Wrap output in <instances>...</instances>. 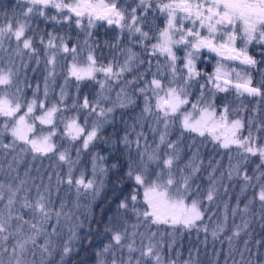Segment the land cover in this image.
Returning <instances> with one entry per match:
<instances>
[{
  "label": "snow or ice",
  "instance_id": "6c2138e0",
  "mask_svg": "<svg viewBox=\"0 0 264 264\" xmlns=\"http://www.w3.org/2000/svg\"><path fill=\"white\" fill-rule=\"evenodd\" d=\"M21 4L26 7L20 11H16L15 7L5 11L0 23V51L8 50L4 48L6 42L9 49L15 43L8 62L0 63V117L3 118L0 123V154L5 158L12 154V159L8 161V175L17 172L13 165L18 166L27 154L32 155L33 161L55 158L57 164L67 166L63 176L57 174V190L61 184H66L69 189L74 188L78 198L82 193L98 195L102 183L98 184L97 177L109 170L104 164L105 158L94 154L92 177L87 178L84 170L77 176L76 166L80 163L81 153L94 147L95 142L102 138L101 132L106 124L112 123L109 118L116 108L134 106L138 95L143 97V108L137 123L151 120L150 130L153 135L158 133V140L149 144L143 130L136 133L134 140L129 138L127 132L120 138L129 153L133 146L136 149V157L133 159L130 156L127 162V176L134 180L136 187L130 197L120 201L118 210L131 212L137 223L131 225V232L127 226L106 229L111 233V239L100 255L109 254L110 264H163V237L157 239V233L150 228L147 233L140 232L139 228L145 224L170 225L173 230L179 228L207 234L209 226L204 218L208 209L204 200L211 203L216 199L218 185L225 178L242 181L241 194L252 190V196L241 212V223L235 224L232 234L227 237L229 256L234 251L233 240L250 226L249 214L253 219L258 218L264 226V117L259 115V105L252 109V114L245 120L241 115L247 111L243 104L233 108L226 98L219 108L216 104L217 93L229 92H234L237 98L251 97L264 101V72H261L260 80L254 83L250 71L257 69V65L264 61H258L248 51L253 44L264 49V0H132V4L127 0L123 3L121 0H16V7ZM48 9H54L55 14L49 16ZM150 13L153 14L151 20ZM156 13L163 16L164 25L153 33V23L158 18ZM35 16L56 24L71 26L74 23L77 28L86 31L100 22L116 26L120 36L116 38V44L109 47H119L121 38L127 35L129 44L139 46L148 56L163 57L165 64L161 66L157 61L156 71L153 72L151 60L141 59L133 47L121 49L122 62L114 59L107 64H98L95 47L88 40L84 41L88 49L86 62L81 63L79 46L69 47L70 37L49 32L46 41L43 36L39 38L47 72L43 99L37 96L40 90L37 84L33 98L24 100L19 87L20 72L28 66L24 56L27 55L29 60L35 59L37 65L41 62V50L35 45V37L28 35L32 30L30 20ZM87 35L91 38L92 33L88 31ZM153 39L156 42L149 44ZM180 49L184 51L182 57L177 55ZM203 49L220 57L211 75L198 71L196 67ZM80 52H83V48ZM65 54L72 58L66 68L65 84L68 77L75 78L77 82L96 81L100 92L95 99L90 100L85 95L80 101L77 97L68 106L67 92L62 86L58 99L49 101L52 91L50 82L55 81L58 57ZM260 55L264 57V51ZM16 59L20 60L19 65ZM236 61L244 70L227 66V62ZM145 64L147 67L139 72L138 69ZM133 72L136 75L131 80L123 81V86L116 93V101L112 102L105 93L111 92L113 85H121L125 73ZM98 73L103 75V80H97ZM148 75H151V79L146 78ZM201 76H204L205 83L199 84L200 94L192 102L190 89ZM135 85L143 86L131 91ZM77 88L79 90V84ZM106 102L112 106H105ZM188 105L191 110H188ZM70 110L76 114L66 117L64 113ZM81 113H84L83 122ZM37 122L40 126H48L47 134H43L42 130L37 131ZM60 124L63 125L62 138L69 142L68 146L54 142ZM140 126L143 128V124ZM173 128L180 132L176 140L170 139V129ZM186 133L210 138L230 152L235 148L238 157L235 163H231L232 157H229L228 170L221 172L219 177L215 176L217 168L209 162L212 172L209 173L210 183L204 199L198 195L193 198L192 189L193 180L203 165L199 150L194 151L181 165L180 144ZM8 137L10 140L5 143ZM74 142L81 144L76 149V159H73L71 151ZM194 144L195 140L189 147ZM252 158H258L259 163L250 174L248 164ZM16 179L19 183L0 181V204L3 205L0 208V264H52L56 254L60 255V264H64L65 257L72 251L70 245L75 232L74 228H70L71 235L61 246L57 243L60 240L58 230L62 222L70 221L73 217L64 212V202H61L59 209L54 206L50 183L36 186L35 197H32L31 189L25 187L27 181L19 179L18 172ZM140 189L143 190L142 202L139 199ZM195 191L199 193V186ZM141 203L142 207L138 206ZM256 205L258 208L253 211ZM224 207L223 221L215 223L211 229L214 239H218L226 228L228 205ZM238 207L239 200L237 207L231 209L233 216L237 214ZM256 243L261 244L260 241ZM174 244L175 240H172L168 248L171 249ZM244 245V250L240 252L242 262L245 252L251 256L247 240ZM125 249L127 258L123 255ZM101 264L107 262L101 261ZM168 264H176V261L169 260ZM184 264H198V261H194L190 253L189 260ZM244 264L253 262L248 259ZM257 264H262L259 254Z\"/></svg>",
  "mask_w": 264,
  "mask_h": 264
},
{
  "label": "trees",
  "instance_id": "16d2710c",
  "mask_svg": "<svg viewBox=\"0 0 264 264\" xmlns=\"http://www.w3.org/2000/svg\"><path fill=\"white\" fill-rule=\"evenodd\" d=\"M16 7V3H0V23L3 21V13L5 11H10ZM50 16V14H48ZM31 31L28 33L35 37V45L39 46V38L43 36L47 40V34L49 32H65L68 31L58 27L60 24L53 23L49 20H46L44 17L35 16L30 20ZM64 25V24H62ZM66 26H69L66 24ZM73 28V26L71 25ZM94 40V46L97 50L96 58L97 60L105 59L102 57L104 48H113L109 45L116 44L117 41L114 39V31L112 27L108 29L97 24L93 28L92 36ZM101 51L99 56L98 51ZM108 53V52H107ZM258 61H264V57L257 56L252 54ZM264 63L257 65V69L251 70L253 81H259L261 73L259 70H262ZM259 72V73H258ZM264 72V71H263ZM255 81V82H256ZM43 76L40 73L31 72L24 81V86L21 87V94L24 100H27L28 96L32 97L33 93L36 91L37 84L40 85V90L37 92V96L40 99L41 93L43 92ZM75 82L68 88V98L67 105L71 106L73 99L79 97L80 100L83 99L85 95L92 100L91 92L94 90L92 86L93 80H84ZM79 84V90L77 85ZM30 85V87H29ZM13 91V90H12ZM138 101V95L135 97ZM217 98V95H216ZM251 98V97H249ZM223 104V103H220ZM253 107H247V111L243 112L244 118L246 114L250 112L252 114ZM129 108H116L110 120L112 123L106 124L103 131L101 132V139L95 142L94 147L86 152L81 153L80 163L76 166V175H79L81 170L86 172V177H92V157L94 154H99L101 157H104V164L108 166L109 170L106 174L99 175L97 177L98 184L102 183L99 194L93 196L91 193L84 195L83 193L78 198L76 192L73 189H69L66 184H61L57 190V174L63 176L67 171V166L57 164L55 158H38L35 161L32 160V155L27 154L23 161L17 166V172L19 173V179H24L27 181L25 185L26 188L31 189L32 197H35L36 186L43 183L44 185L51 184V200L53 201L54 206L59 209L61 202L65 203L64 212L69 213L73 219L67 222H62L60 225L59 235L60 240L57 241L58 245L63 244L64 241L68 240L71 233L69 232L70 228H74L75 236L71 241V253L65 257L64 264H101V261H106L107 264H110V255L104 254L100 255L103 252L105 245H107L111 239V233L106 229L117 227L123 228L128 227L129 232L132 231L131 225L137 223L136 217L131 213H124L122 210H118V205L121 200L126 197H130L133 190L135 189L134 180L130 179L127 176V162L129 157H136L135 146L132 147L131 152L124 148L123 144L120 142V138L129 133V138L134 140L136 133L143 130L148 138L149 144H152L154 140H158L157 135H150L148 123L151 120L143 121L137 123L140 115L133 119L129 113ZM140 108H143V104L140 105ZM260 113L259 115L264 117V103L259 104ZM74 111H68L64 113L66 117H71L74 114ZM82 114V113H81ZM3 118L0 117V123H2ZM81 122H83V117L81 116ZM143 124V128H141ZM135 125V127H133ZM38 126V125H37ZM48 128V126H46ZM63 125H58L57 135L53 138L54 142L61 146H68L69 142L62 138ZM171 140H176L180 132L177 128L170 129ZM244 134H247V129L244 131ZM10 137L4 140L5 143H8ZM194 146L191 148L190 145ZM143 143V142H142ZM80 142H74L71 145L72 157L76 159V149L80 148ZM181 149V165L186 162L194 151L199 150L200 158L203 161L201 171L194 178L192 183L193 189V198H196L197 195L200 199H204L207 194V189L209 187V173L212 172V167H216L217 171L215 176L219 177L221 172H227L230 160L229 157H232L231 163H235L238 159L236 155V150L233 148L231 152L227 149H222L218 143L211 141L210 138L198 137L196 134H185L183 141L180 144ZM12 159V154H9L7 158L4 155L0 154V181L12 182L13 184L19 183V180L16 179L17 172H12L11 175L7 174L8 161ZM211 162L212 167L209 166ZM259 163L258 158H252L248 164V170L251 174L255 165ZM115 164L117 167L112 168L111 166ZM28 171V175L25 176V171ZM51 175V181H49V176ZM242 181L238 179H233L229 181L225 178L220 185H218V195L216 199L209 203L204 200V204L208 209V212L205 214V222L208 223L209 232L205 234L203 231L199 233L196 230L177 229L173 230L170 225H143L139 228L140 232L147 233L149 228L152 232L157 233V239L163 237V264H168L169 260H175L176 264H184L185 261L189 260V254L194 261H198V264H225L227 257V264H244L248 259H251L253 264H257V254L260 256L262 264H264V226H262L261 221L253 219L251 214L248 215V219L251 221L249 228L245 233H242L239 238H236L232 242V247L234 251L231 256H229V243L227 237L232 234L235 224H240L242 220L241 212L244 208V204L252 196V190H248L246 193L241 194ZM199 186V193H196V188ZM225 187L227 188V193H225ZM139 199L142 202L143 190H139ZM239 200V207L237 209V214L232 215V208L237 207V201ZM228 205L227 210V223L225 231L219 236L218 239H214L211 235V229L215 223L223 221L225 215L224 205ZM0 204V208H2ZM142 207L141 205H138ZM19 207V205H17ZM258 208L256 205L253 208V211ZM27 218V210H25ZM209 216H211V221H209ZM63 220V218H62ZM55 221H53L54 223ZM78 225L77 227H74ZM175 240V244L171 249L168 248V244ZM248 241V248L251 249V256L247 252L244 253V261H241L240 252L244 250L245 245L244 241ZM206 241V243H205ZM257 241H260L261 244L257 245ZM137 242L139 243V237H137ZM219 253L217 256L216 254ZM123 255L127 258V251L125 249ZM39 257V256H38ZM37 257V259H39ZM52 264H60V255L56 254L53 258Z\"/></svg>",
  "mask_w": 264,
  "mask_h": 264
},
{
  "label": "rangeland",
  "instance_id": "374dc122",
  "mask_svg": "<svg viewBox=\"0 0 264 264\" xmlns=\"http://www.w3.org/2000/svg\"><path fill=\"white\" fill-rule=\"evenodd\" d=\"M121 2L123 3L124 0H121ZM0 3H16V0H0ZM127 3L132 4V0H127ZM24 7H26V6L21 4V5H19V7H15V10L20 11ZM47 14H50V16H51V15L55 14V10L54 9H48ZM152 15H153L152 13L149 14L150 20L152 19ZM156 16L158 18L155 19V21L153 23V33H155L159 28H162L164 25L163 16H161L159 13H156ZM98 24H101V26H104V28H106V29H108L109 27H112V29L114 31V39H115V41H117L116 38L118 36H120V30L116 26H109L104 22H100ZM72 26H73V28L71 26H66V24H64V25L60 24L58 27H60L64 30L66 29L67 31L69 29L68 33L65 34V32H64V34H63V32L54 31V34L62 35L66 38L70 37L69 47L71 48L73 45L79 46L78 47L79 58H80L81 63H84V62H86V56H87V52H88V49L84 46V41L88 40L89 44L94 45L93 37L89 38L87 35V32L90 31L92 33L93 29H88L87 31L84 29H79L75 26L74 23L72 24ZM28 35H30V34H28ZM155 42H156L155 39H153V40L149 41L148 43L151 44V43H155ZM238 46H240L239 43H238ZM36 47H38L41 50L40 51L41 62L39 65H37V63L35 62V59L29 60L27 55L24 56V62L28 66L26 69H22L20 72V84H19L20 88L22 86H24V81H26L27 77L31 74V72L33 70H34V72L40 73L41 76H43V82L41 83V85L44 86V78L47 75V72H46L45 63H44L43 46L39 45ZM127 47H133V46L131 44H129L127 35H124L120 40L119 47L111 48V49L110 48L107 49L105 47L103 53L100 50L98 51L99 56L102 53V55H103L102 57H105V59L100 58L99 60H97L98 64H100V63L107 64L108 62L113 61L114 59L122 62L124 57H123V55H121V49H124ZM4 48L8 49V50L7 51H0V63H7L8 62L9 56L12 55L11 49L15 48V43L13 42L11 45V49H9V45L6 42L4 45ZM81 48H83V52H80ZM133 51H135L136 53H139L141 56V59H145V60L150 59L151 60L153 72L156 71L157 61H159L161 66H163L165 64L163 57L148 56V55L144 54L143 50L139 46L133 47ZM96 54H97V50L95 48V55ZM177 55L182 57L184 55L183 49H180L179 51H177ZM218 60H220V57H218L216 55V53H211V52H208L207 49H203V50H201L200 58L197 60V63H196L197 70L206 74V75H211L215 70V67L217 65ZM71 62H72L71 55L65 54V55L58 57L55 81H54V83L50 82V88L52 89V91H50V94H49V101L50 102H55L58 99L59 92H60V89L62 86L65 87L66 92L68 94V88H70L71 85L75 83V82H72V80H75V78L68 77L67 84H65V78L67 76L66 68H67V65L71 64ZM16 63H17V65H19L20 60L16 59ZM227 66L228 67H235L238 70H244L243 67L239 64V61L227 62ZM146 67H147V64H145L143 67H140L138 69V71L143 72ZM263 71H264V67L262 66V70H259V72L261 73ZM134 75H136V72H133L131 74L125 73V75L121 81V85H113L112 91L106 92L105 95H108L112 102L116 101V93L119 91V87L123 86V81L131 80ZM146 78L151 79V75H148ZM103 79H104L103 75L98 73L97 74V80H103ZM255 81L256 80H254V83H255ZM93 82L94 83H92V86H94V90L91 92L92 100L95 99L97 96V93L100 92L99 84L96 81H93ZM256 82H258V81H256ZM201 83H205L204 76L199 77L198 81L195 82L193 87L190 89V91L192 92V95L190 96V100L192 102H195L196 98L200 94L199 84H201ZM142 86L143 85H135V86H133L131 91H134L136 87H142ZM12 90L14 91V89H12ZM216 95H217L216 104H217L218 108L220 106H222V104H220V103L225 102V98L227 99L228 102L231 103L233 108H236L239 105L243 104L247 109V107H253V106L256 107L257 105H259V104L262 105L264 103V101H260L259 98H249V97L237 98L234 92L217 93ZM32 98H33V96L32 97L28 96L27 100L30 101ZM206 98H208L207 95H206ZM40 99H43V92L41 93ZM80 101H82V100H80ZM141 104H143V97L138 96V101L136 100V104L129 108V113L131 114L133 119H136L140 115L141 109H142V108H140ZM105 106H112V105H111V103L106 102ZM187 107H188V110H191L190 105H188ZM74 114H76V113H74ZM83 115H84V113L81 114L82 117H83ZM241 115H243V112L241 113ZM249 115H250V112H249V114L248 113L246 114L245 120H247V117ZM233 118H235V117H233ZM151 124H152V121H150L148 123V125H151ZM37 125H38L37 126L38 132H41V130H42L43 134H47L48 128L46 126H40L38 124V122H37ZM149 132H150V135L153 134L150 129H149ZM155 135H157V137H158V133Z\"/></svg>",
  "mask_w": 264,
  "mask_h": 264
},
{
  "label": "flooded vegetation",
  "instance_id": "af4514ba",
  "mask_svg": "<svg viewBox=\"0 0 264 264\" xmlns=\"http://www.w3.org/2000/svg\"><path fill=\"white\" fill-rule=\"evenodd\" d=\"M249 53L252 55V54H255L257 56H261L260 55V52L261 51H264V49H261L259 46L253 44V45H250L249 46V49H248Z\"/></svg>",
  "mask_w": 264,
  "mask_h": 264
}]
</instances>
